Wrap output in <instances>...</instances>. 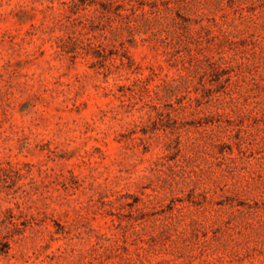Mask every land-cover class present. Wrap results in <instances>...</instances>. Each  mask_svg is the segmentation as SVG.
<instances>
[{"label":"rangeland","instance_id":"374dc122","mask_svg":"<svg viewBox=\"0 0 264 264\" xmlns=\"http://www.w3.org/2000/svg\"><path fill=\"white\" fill-rule=\"evenodd\" d=\"M0 264H264V0H0Z\"/></svg>","mask_w":264,"mask_h":264}]
</instances>
